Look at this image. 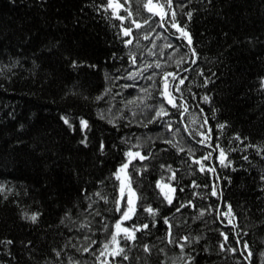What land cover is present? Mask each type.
Wrapping results in <instances>:
<instances>
[{
    "label": "trees",
    "instance_id": "1",
    "mask_svg": "<svg viewBox=\"0 0 264 264\" xmlns=\"http://www.w3.org/2000/svg\"><path fill=\"white\" fill-rule=\"evenodd\" d=\"M165 2L153 0L154 11ZM107 3L0 0V264H264V0H172L163 20L147 0H128L123 25ZM172 11L188 25L195 56ZM146 18L140 29L132 24ZM164 73L177 77L169 91L179 107L161 96ZM161 105L168 114L153 120ZM129 148L147 159L127 169L137 207L122 227H149L135 241L121 234L129 259H113L100 252L121 219L114 173ZM163 179L176 189L171 205L157 187ZM25 213H38L37 222Z\"/></svg>",
    "mask_w": 264,
    "mask_h": 264
},
{
    "label": "snow or ice",
    "instance_id": "2",
    "mask_svg": "<svg viewBox=\"0 0 264 264\" xmlns=\"http://www.w3.org/2000/svg\"><path fill=\"white\" fill-rule=\"evenodd\" d=\"M210 2V0H209ZM128 0H124V4H127ZM124 4L118 3L116 2V0H108L107 6H102L104 7V10L107 11L109 8H111L113 17L116 19L121 20V24L123 25L126 17L119 15V10L121 8L124 7ZM173 6L172 0H166L165 3L160 4L159 7L162 11L160 12H155L154 11V5H153V0H147V3L144 4V8H146L150 13H153V15H160L161 20H163L165 18V9L167 10H171ZM180 7H183L182 5ZM125 11H127L128 15L127 18L131 19L133 17V13L131 11H128V9H124ZM186 15L188 16L189 20L192 17V12L189 11L186 13ZM177 13L175 11L171 12V17H172V24L171 26L173 28H176L178 32H180L181 36L187 39V44L190 48V50H192V54L193 56L196 55V52L193 48V41L191 38V34L189 31H187L188 25L184 24L182 27L181 25L177 22L176 19ZM132 24L135 26V28L140 29L142 27H144L145 25H149L150 24V18H146L143 20V23H140L138 21H136L135 19H132ZM163 23L160 25V27H163ZM122 34L124 37H130L132 35V27L129 26L127 28H123L121 29ZM145 39H148V35H145L144 37ZM179 38V37H178ZM125 46H129L133 43L132 39H127L124 41ZM166 47H172L171 44L166 45ZM151 54V53H150ZM130 59L132 61L133 64H135L136 62V57L134 54L130 55ZM193 63H195V60L192 61ZM179 63V62H178ZM77 64L74 61L73 62V67H76ZM94 67V66H93ZM147 67H150V65L145 66L144 70H147ZM155 67L160 68V64L156 63ZM169 77H171L172 80H176L177 77L175 74L173 73H164V77H163V91L161 92V96L163 97L164 101L171 105L172 107H179V105L176 104V97H174L171 93V91H169L170 87H173L170 84L169 81ZM153 77L149 76L148 79H152ZM184 84V79H180L179 83L176 84L175 90L179 91L180 90V85ZM261 86L264 87V79L261 80ZM108 91V90H106ZM144 91H147V89H145ZM102 99V97L98 96L97 100ZM205 101L208 100V97L204 98ZM131 103V101H130ZM167 110L164 108L163 105H161L159 107V109L156 110V114L155 116L152 118L153 120L166 116ZM62 119L64 120V123L66 125H68L69 127H71V122L68 120V118L66 117H62ZM152 121H149V123H151ZM80 126H81V131L83 132L85 129L88 128V122L84 119L80 120ZM219 127L221 129H223L225 127V125H219ZM169 130H171L170 126H169ZM211 131V130H209ZM210 137H205V139H209ZM236 139H239V137H236ZM204 141H201V143H203ZM81 143L84 144L85 146H87V137L85 136L84 139L81 140ZM166 143H170L168 141H166ZM135 147V146H134ZM217 148H219V161L222 165H226V159H227V154L225 152V150L223 148H220L219 145H217ZM101 152H103L104 150V145L103 143H101ZM183 150V149H181ZM125 156L127 158V162L123 163L120 168L117 169V171L114 173L115 178L120 181V198L116 200V204H117V211L121 212V219L119 221H117V223L115 224V228H116V232H114L111 236V240L107 243H105L103 245V251L100 252V256H104L105 252H109V255H111L113 257V259H115L116 257H123L124 260H128L129 257L125 252V248L120 246V240L118 239L119 236H121V234H123V239L127 240V241H135L137 239L136 237V232L141 231V229H147L149 227L148 224H143L140 227H133L131 229L127 228V227H122V224L124 221L130 220L132 218L133 215H135L136 213V200H135V192L132 191L131 187H130V181L128 179V173H127V169L129 168V165L132 163V160L139 158L140 160H144L147 159L146 156L141 155L140 152H133L131 148H129V150L127 152H125ZM212 156V153H208L207 156L203 157L204 160H208L210 159ZM245 159H247V157H245ZM197 164H200V160H196L194 161ZM163 167V165H162ZM201 171H205L204 166L201 165L200 168ZM211 171H215V169H210ZM123 174V175H122ZM175 178V174H173L172 179ZM262 179H264V177H262ZM157 187L161 188V192L164 195L165 200L167 201L168 204H173V200H174V196H175V192L176 189L172 188L168 185H161V183L158 181L157 182ZM167 188V191H164V189ZM125 189H127L128 192V196H127V200H126V207H122L121 206V201L125 199ZM3 186H0V192H3ZM183 189H181L182 191ZM10 191V190H9ZM97 196H100L101 199H104L105 201H107V197H104L101 195V193L97 192L96 193ZM212 195H217V191L214 188L212 191ZM6 199V197H5ZM189 204H191V201H189ZM185 205H181V207H184ZM92 205L89 204V208H91ZM180 209L177 208V211H179ZM145 211H147L150 215L155 216L157 213L155 210H153L152 208H146ZM97 215L99 213H96ZM201 215H203V212L201 213ZM227 215H232V211H231V206H229V212L227 213ZM39 214L38 213H33L31 215H29L28 213L24 214L25 219L30 220L32 223H36L38 220ZM234 218V217H233ZM231 223V221H229ZM63 223V221H62ZM165 224H168V220L165 219ZM84 225H82L83 227ZM222 236H224V242L227 243L228 241V236L225 235L224 233H221ZM168 237H169V243H174L175 241L172 239V231H171V226H169V232H168ZM87 239V238H86ZM197 241L199 240V237L195 238ZM183 243L179 244L178 246L181 249V252H183L184 247L189 243V237H183L182 238ZM8 243H11V241H8ZM91 243H95V241H92ZM225 243H222L220 245V249L221 251L225 250ZM239 243V241H238ZM110 244H114L116 247L114 249H112L111 251H109V246ZM91 245H89L90 247ZM89 247H85L83 248L84 252L89 251ZM245 251L248 253L246 259L251 260L253 253L249 250V245L245 242L243 245ZM144 251L145 252H149L150 249L147 245L144 246ZM230 251H235V249H230ZM57 256H59V252L56 253ZM261 256H264V253H261ZM183 259V257H181ZM97 259L99 260L100 257H97ZM192 257H188V260L191 261ZM101 264H107V261H102Z\"/></svg>",
    "mask_w": 264,
    "mask_h": 264
},
{
    "label": "rangeland",
    "instance_id": "3",
    "mask_svg": "<svg viewBox=\"0 0 264 264\" xmlns=\"http://www.w3.org/2000/svg\"><path fill=\"white\" fill-rule=\"evenodd\" d=\"M159 35H160V34H159ZM169 44H171V42H170V43H167V42L164 41V39L160 40V45H164V46H166V45H169ZM134 152H137V151H134ZM126 162H127V161H126ZM122 175H123V174H122ZM128 179H129V176H128ZM160 183H161V185H168V186L172 187L171 184H170V182H168V181H166V180H164V179H163L162 181H160ZM130 187H131V184H130ZM131 189H132V187H131ZM160 189H161V188H160ZM119 191H120V181H119ZM132 191H133V189H132ZM164 191H167V188H165ZM127 196H128V192H127V189H125V199L121 201V202H122V205H123L124 207L127 206V205H126Z\"/></svg>",
    "mask_w": 264,
    "mask_h": 264
}]
</instances>
